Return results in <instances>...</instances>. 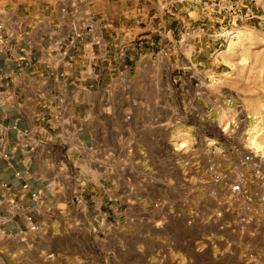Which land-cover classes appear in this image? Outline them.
<instances>
[{"label":"crops","instance_id":"obj_1","mask_svg":"<svg viewBox=\"0 0 264 264\" xmlns=\"http://www.w3.org/2000/svg\"><path fill=\"white\" fill-rule=\"evenodd\" d=\"M101 1L81 0L80 11L71 0H0L9 39L0 51V264H112L113 242L124 240L114 234L130 217L132 162L144 185L149 169L178 167L171 102L136 97L116 78L135 57L116 45V18L95 10ZM137 57L136 71L148 67L147 54Z\"/></svg>","mask_w":264,"mask_h":264},{"label":"rangeland","instance_id":"obj_2","mask_svg":"<svg viewBox=\"0 0 264 264\" xmlns=\"http://www.w3.org/2000/svg\"><path fill=\"white\" fill-rule=\"evenodd\" d=\"M79 2L70 3L81 11ZM101 2L95 10L116 18V45L135 57L116 78L136 97L170 100L179 150L178 167L149 169L148 185L132 162L130 217L114 234L124 240L113 242L112 264H264V0ZM144 54L148 67L136 71ZM238 182L246 193L233 191Z\"/></svg>","mask_w":264,"mask_h":264},{"label":"built area","instance_id":"obj_3","mask_svg":"<svg viewBox=\"0 0 264 264\" xmlns=\"http://www.w3.org/2000/svg\"><path fill=\"white\" fill-rule=\"evenodd\" d=\"M4 30H5V29H4L3 25H0V51H1L3 48H5V46H6L7 44H9L8 36L5 35ZM82 38H83L82 34H77V35L75 36V39H76V40H78V39L81 40ZM73 43H75V42H73ZM73 43H72V44H73ZM21 61H22V60H21ZM4 102H5V99L3 98L2 95H0V105H3ZM4 156H5V157H8L9 155H8V154H5ZM247 159L249 160L250 158L248 157ZM18 175H20V174H18ZM227 177H228L227 174H220V175L217 176V179H218V180H225V179H227ZM2 186H3L4 188H8V185H7V184H2ZM24 187L27 189V188L29 187V185H28V184H25ZM232 188H233V191H235V192H242V193H246V192H247V191L245 190V188L243 187V185H242L241 182L234 183V184L232 185ZM34 196H35V197H38L37 194H35ZM34 228H38V226H34Z\"/></svg>","mask_w":264,"mask_h":264},{"label":"bare ground","instance_id":"obj_4","mask_svg":"<svg viewBox=\"0 0 264 264\" xmlns=\"http://www.w3.org/2000/svg\"><path fill=\"white\" fill-rule=\"evenodd\" d=\"M253 142H254V144H255L257 147H261V146L258 144L256 138H254Z\"/></svg>","mask_w":264,"mask_h":264}]
</instances>
